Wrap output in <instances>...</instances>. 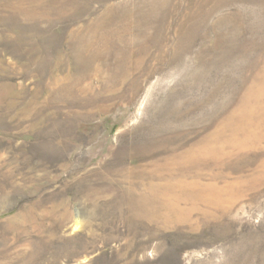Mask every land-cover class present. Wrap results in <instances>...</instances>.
<instances>
[{"label": "rangeland", "instance_id": "rangeland-1", "mask_svg": "<svg viewBox=\"0 0 264 264\" xmlns=\"http://www.w3.org/2000/svg\"><path fill=\"white\" fill-rule=\"evenodd\" d=\"M263 77L264 0H0V264H264V132L231 211L146 207Z\"/></svg>", "mask_w": 264, "mask_h": 264}, {"label": "bare ground", "instance_id": "bare-ground-1", "mask_svg": "<svg viewBox=\"0 0 264 264\" xmlns=\"http://www.w3.org/2000/svg\"><path fill=\"white\" fill-rule=\"evenodd\" d=\"M255 88L258 95L264 93V77ZM246 105L241 106L223 128L199 141L183 157L174 158L166 177L161 173L156 178L164 184L151 185L155 198L146 204L147 216H155L167 225L189 223L193 226L199 223L195 216L212 219L217 212L227 213L239 198L256 188L258 173L235 181H222L219 173L208 181L205 178L209 176L208 160L220 167L224 159L237 151H245L262 142L264 104H257L252 111Z\"/></svg>", "mask_w": 264, "mask_h": 264}]
</instances>
